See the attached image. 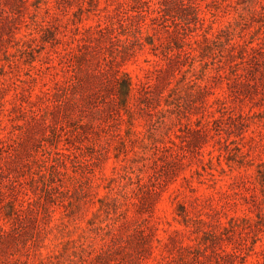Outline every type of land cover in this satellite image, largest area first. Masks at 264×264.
I'll list each match as a JSON object with an SVG mask.
<instances>
[{"label":"rangeland","instance_id":"obj_1","mask_svg":"<svg viewBox=\"0 0 264 264\" xmlns=\"http://www.w3.org/2000/svg\"><path fill=\"white\" fill-rule=\"evenodd\" d=\"M0 264H264V0H0Z\"/></svg>","mask_w":264,"mask_h":264}]
</instances>
